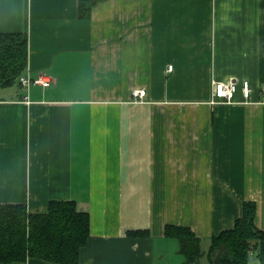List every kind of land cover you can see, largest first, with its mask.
I'll return each mask as SVG.
<instances>
[{"label": "crops", "instance_id": "obj_1", "mask_svg": "<svg viewBox=\"0 0 264 264\" xmlns=\"http://www.w3.org/2000/svg\"><path fill=\"white\" fill-rule=\"evenodd\" d=\"M79 1L0 0V32L29 37L23 76L51 80L0 85V204L75 200L82 264H193L166 225L207 241L245 200L264 229V0H106L87 19ZM230 79L251 97L218 99Z\"/></svg>", "mask_w": 264, "mask_h": 264}, {"label": "trees", "instance_id": "obj_2", "mask_svg": "<svg viewBox=\"0 0 264 264\" xmlns=\"http://www.w3.org/2000/svg\"><path fill=\"white\" fill-rule=\"evenodd\" d=\"M106 0H80L79 17L91 18L93 8ZM29 63L26 32H0V85H22ZM257 202L245 200L243 214L232 228L206 240L186 225L167 224V237L179 241L185 261L202 264H249L252 257L264 264V229L255 222ZM140 232V231H137ZM91 236L89 212L77 202L52 200L45 213L30 212L26 204H0V262L38 257L58 264H82L81 248Z\"/></svg>", "mask_w": 264, "mask_h": 264}, {"label": "built area", "instance_id": "obj_3", "mask_svg": "<svg viewBox=\"0 0 264 264\" xmlns=\"http://www.w3.org/2000/svg\"><path fill=\"white\" fill-rule=\"evenodd\" d=\"M172 66H170V69ZM21 83L25 86H29L31 83H43L45 85H49L51 80L49 78H38L33 81L28 76H21L20 78ZM145 90L140 89L135 91L136 94L140 96L145 95ZM242 94V98L248 99L251 97L252 94V85L249 80H241L237 81L234 79H230L228 81H217L215 82L214 86V94L218 99L223 101H236L238 94Z\"/></svg>", "mask_w": 264, "mask_h": 264}, {"label": "rangeland", "instance_id": "obj_4", "mask_svg": "<svg viewBox=\"0 0 264 264\" xmlns=\"http://www.w3.org/2000/svg\"><path fill=\"white\" fill-rule=\"evenodd\" d=\"M225 81H228V80H225ZM241 99H243L242 98V96H241V94H239L238 96H237V98H236V100H238V101H240ZM79 209V208H78ZM80 210V209H79ZM91 220V219H90ZM135 232H137V231H135ZM209 242H210V240L208 239L207 240V243L209 244ZM255 258L253 257V259H251L252 261L254 260ZM204 260H205V258L204 259H201V261H202V264H206L205 262H204ZM54 262V261H53ZM255 262L253 261L252 262V264H254Z\"/></svg>", "mask_w": 264, "mask_h": 264}, {"label": "water", "instance_id": "obj_5", "mask_svg": "<svg viewBox=\"0 0 264 264\" xmlns=\"http://www.w3.org/2000/svg\"><path fill=\"white\" fill-rule=\"evenodd\" d=\"M252 259H253V257H252Z\"/></svg>", "mask_w": 264, "mask_h": 264}]
</instances>
